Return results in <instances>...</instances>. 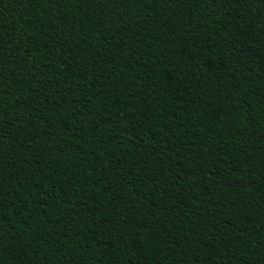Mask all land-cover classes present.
<instances>
[{"label":"trees","instance_id":"obj_1","mask_svg":"<svg viewBox=\"0 0 264 264\" xmlns=\"http://www.w3.org/2000/svg\"><path fill=\"white\" fill-rule=\"evenodd\" d=\"M0 264H264V0H0Z\"/></svg>","mask_w":264,"mask_h":264}]
</instances>
